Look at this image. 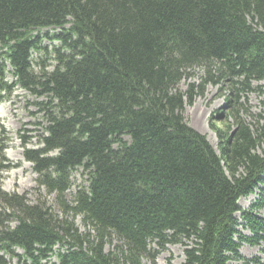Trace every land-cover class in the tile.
Returning a JSON list of instances; mask_svg holds the SVG:
<instances>
[{"label": "trees", "instance_id": "1", "mask_svg": "<svg viewBox=\"0 0 264 264\" xmlns=\"http://www.w3.org/2000/svg\"><path fill=\"white\" fill-rule=\"evenodd\" d=\"M47 28L52 68L35 69ZM8 68L43 99L42 146L23 156L59 211L0 188V264H142L176 243L181 264H264L240 252L264 244V121L226 123L218 153L184 115L210 83L239 103L264 81V0H0V93Z\"/></svg>", "mask_w": 264, "mask_h": 264}, {"label": "rangeland", "instance_id": "2", "mask_svg": "<svg viewBox=\"0 0 264 264\" xmlns=\"http://www.w3.org/2000/svg\"><path fill=\"white\" fill-rule=\"evenodd\" d=\"M58 29H41L39 46L40 50L33 53V66L38 69L40 66L47 65L52 68L53 60L48 53L58 41L52 39L50 35ZM48 32V36L46 33ZM4 81L10 86L9 93H0V188L9 193L24 195L28 201L46 202L58 212V204L54 194L48 195L44 189H39L36 182V173L32 168V163L25 160L23 156L24 148H39L42 146L39 135L45 132V119L40 110L39 102L42 98H37L30 91L20 88L14 83L11 69L8 68ZM194 79H200L202 71L194 69ZM189 82V81H188ZM187 81L181 82L180 89L184 90ZM252 90L248 93L240 92L239 103L228 102L229 88L226 83L208 84L202 96H198L193 104H186L184 115L194 129L204 134L219 153L220 138L218 130L224 129L225 124L231 126V130L236 127V118L244 120L252 128L264 121V81H253ZM233 106V110L231 109ZM232 111L233 114L228 113ZM228 115V116H227ZM227 116V118H226ZM222 120H224L222 122ZM25 142V144H24ZM86 174L82 168L74 170L71 174V189L66 193V198L70 200L77 186L87 185ZM261 197L260 190H255L252 194L242 197L239 203L242 208L247 209L250 204ZM258 213L264 217V208H258ZM239 217V214H237ZM240 219V218H239ZM75 225L80 231H86L81 217L77 216L74 220ZM14 225V220L11 221ZM244 235H251L249 230L239 227ZM116 240L105 245L107 252L115 247ZM154 249L158 248L152 246ZM264 244L259 243L250 245L243 243L240 248L241 254L245 258L257 256L264 263ZM115 251V250H114ZM184 260V246L180 243L167 244L165 248L159 249L154 260L143 259L142 264H181ZM52 262L57 263L55 256ZM119 264H128L119 260ZM11 264H15L12 260ZM228 264H244L242 260H234Z\"/></svg>", "mask_w": 264, "mask_h": 264}]
</instances>
